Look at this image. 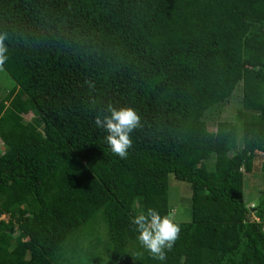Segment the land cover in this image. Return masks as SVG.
<instances>
[{
	"label": "trees",
	"instance_id": "trees-1",
	"mask_svg": "<svg viewBox=\"0 0 264 264\" xmlns=\"http://www.w3.org/2000/svg\"><path fill=\"white\" fill-rule=\"evenodd\" d=\"M0 35V264H264V190L245 199L259 160L264 177V0H0ZM109 105L140 117L126 159L94 124ZM169 175L191 211L159 261L131 220L170 215Z\"/></svg>",
	"mask_w": 264,
	"mask_h": 264
},
{
	"label": "clouds",
	"instance_id": "clouds-1",
	"mask_svg": "<svg viewBox=\"0 0 264 264\" xmlns=\"http://www.w3.org/2000/svg\"><path fill=\"white\" fill-rule=\"evenodd\" d=\"M5 39L6 35H0V71L9 59ZM108 112L110 115H97L94 124L106 133L105 141L111 152L126 159L133 144L130 134L139 127L140 117L132 108L116 110L109 105ZM131 223L138 233L137 239L141 248L155 260H166L167 251L174 247L181 231L174 219L149 208L145 213L134 216ZM135 255L140 257L143 253L137 252Z\"/></svg>",
	"mask_w": 264,
	"mask_h": 264
},
{
	"label": "rangeland",
	"instance_id": "rangeland-1",
	"mask_svg": "<svg viewBox=\"0 0 264 264\" xmlns=\"http://www.w3.org/2000/svg\"><path fill=\"white\" fill-rule=\"evenodd\" d=\"M15 86L14 81L10 78L7 72L3 69L0 71V100L1 98L6 97V95L12 90ZM240 96H236L235 99L230 100L228 103L224 104L219 110H213L206 116V120L209 123V129L214 131L215 121L219 120H229V121H237V115L240 109ZM32 118V115L24 116V122L29 121ZM3 146L0 143V154L2 153ZM261 160L258 161L257 165L254 166V177L256 179V183L253 184L250 193L247 192V186L249 184L248 179L246 178L245 184V194L246 200L249 202L250 206L256 203V198L258 195L264 190V177L262 173L259 171V163ZM253 176V175H252ZM169 199L171 201L170 207L172 208L170 216L174 219V221H187L190 218V191L191 188L187 183L179 182L176 180L173 175H169ZM174 185V187H173ZM176 185V186H175ZM252 211V210H251ZM253 219L258 220V217H254L251 213ZM0 218L6 220V217L1 215ZM94 238L95 236L92 234L88 236V238ZM101 238L104 241L106 239V235L104 230H101ZM101 240V241H102ZM103 241L98 245V248L101 249L103 247ZM93 251V250H92ZM76 255L74 257L67 256V263L66 264H88L85 261L84 256ZM84 258V259H83ZM106 260L107 256L103 253L100 255V260ZM93 264V262L91 263Z\"/></svg>",
	"mask_w": 264,
	"mask_h": 264
}]
</instances>
